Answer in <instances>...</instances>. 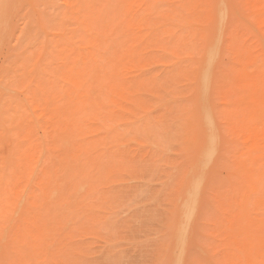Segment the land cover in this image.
Wrapping results in <instances>:
<instances>
[{
    "label": "rangeland",
    "instance_id": "374dc122",
    "mask_svg": "<svg viewBox=\"0 0 264 264\" xmlns=\"http://www.w3.org/2000/svg\"><path fill=\"white\" fill-rule=\"evenodd\" d=\"M201 105L181 262L264 264V0H0V264H174Z\"/></svg>",
    "mask_w": 264,
    "mask_h": 264
},
{
    "label": "bare ground",
    "instance_id": "6f19581e",
    "mask_svg": "<svg viewBox=\"0 0 264 264\" xmlns=\"http://www.w3.org/2000/svg\"><path fill=\"white\" fill-rule=\"evenodd\" d=\"M224 3V2H223ZM221 5H223V4H221ZM224 7H225V5H224ZM220 8V7H219ZM218 8V9H219ZM225 9H226V7H225ZM220 10V9H219ZM220 13H219V18H224L223 17V15L224 14H226L227 15V13H224L223 11H219ZM226 12H227V9H226ZM224 13V14H223ZM225 20H226V18H224ZM224 19H222V20H224ZM222 20H219V22L220 21H222ZM224 20V21H225ZM218 21V20H217ZM224 21H222V22H220V24L219 25H221V23H223ZM8 25V24H7ZM221 27L222 26H220V30H221ZM218 30V29H217ZM220 32H219V37H221L220 36ZM217 40V39H216ZM216 40H215V43H216ZM220 39L218 38V41H219ZM215 43H213V45L215 46ZM212 45V48H211V50L208 52V53H206L207 55H206V58H205V63L204 64H207V70H204V71H202V72H200V74H201V76H200V78H199V81H201V86L203 87V89L205 90H207V88L209 89V82L211 81V74H209V70H210V67H211V63H213L212 61L215 59V57L219 54L218 52H217V47L215 46H213ZM219 49H220V45H219ZM218 53V54H217ZM216 55V56H215ZM204 69H205V67H204ZM199 76V75H198ZM209 78H210V80H209ZM195 79V78H194ZM197 81H198V79H197ZM209 81V82H208ZM199 85H200V83H199ZM208 85V86H207ZM200 90V89H199ZM203 90V91H204ZM202 91V90H201ZM206 92V91H205ZM202 96V95H201ZM203 96H204V92H203ZM205 97V96H204ZM202 98V97H201ZM201 102V101H200ZM203 102H204V100H203ZM204 104V103H203ZM206 104V103H205ZM202 106V105H201ZM203 106H205V105H203ZM202 106V107H203ZM208 107V106H207ZM201 108V107H200ZM200 110H203V117H204V119H205V126H206V129H205V136H206V149H204L203 150V155H201L202 157H201V166H202V168H201V173H197V178L195 179L194 178V181H193V183L189 186V188H187V190L185 191V193H184V198H182L183 199V201L180 203V207L182 208V212H183V215H184V218H183V220L177 225V232H176V237L174 236V234H173V236L175 237H173L174 238V240H175V242H176V249L175 250H173L174 251V253H175V263L174 264H182V262H181V260H183V258H181V257H183V253H184V249L185 248H183L184 246H185V244H186V241H185V239H187L186 237H187V235H188V231H189V225H190V221H191V219L193 218V215H194V211H195V209H196V205H198L197 203H199V202H197L198 201V199H199V188L201 187V185L200 184H202V182L201 181H203V179H204V177H203V175L204 174H202L203 173V167L204 166H207V164H208V162H209V159H212V157H213V155L215 154V152L217 151L215 148H216V141H217V136H216V131H215V129H214V127L213 126H215L213 123H214V120H212V118L211 117H213L212 116V113H211V111H210V109H209V107H208V109L206 108V106L205 107H203V108H201ZM217 130V129H216ZM214 132H216V133H214ZM218 140H219V137H218ZM217 143H218V141H217ZM215 156V155H214ZM203 161V162H202ZM200 165V164H199ZM193 167V166H192ZM196 167V166H195ZM200 167V166H199ZM190 168V167H189ZM204 169H206L205 167H204ZM190 171V170H189ZM199 171V170H198ZM205 171V170H204ZM187 172V171H186ZM196 172V171H195ZM186 174V173H185ZM188 176V175H187ZM190 176V175H189ZM187 178V177H186ZM203 178V179H202ZM188 179V178H187ZM190 179V178H189ZM193 179V178H192ZM189 181V180H188ZM190 183V182H189ZM187 186V185H186ZM182 187H184V186H182ZM181 190H183V189H181ZM174 218V217H173ZM175 219V218H174ZM177 221V220H176ZM172 223V222H171ZM175 228H176V226H175ZM172 251V252H173ZM172 255V254H171ZM172 259V258H171ZM171 264H173V261H172V263Z\"/></svg>",
    "mask_w": 264,
    "mask_h": 264
}]
</instances>
